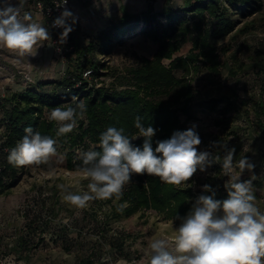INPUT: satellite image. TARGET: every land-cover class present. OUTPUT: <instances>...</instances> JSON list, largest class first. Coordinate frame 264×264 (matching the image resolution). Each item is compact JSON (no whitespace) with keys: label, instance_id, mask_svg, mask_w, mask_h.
<instances>
[{"label":"trees","instance_id":"trees-1","mask_svg":"<svg viewBox=\"0 0 264 264\" xmlns=\"http://www.w3.org/2000/svg\"><path fill=\"white\" fill-rule=\"evenodd\" d=\"M172 2L164 0L162 8L155 10L154 0H149L145 9L134 14L128 13L121 5L120 19L117 22L109 21L87 44L81 43L71 32L73 49L69 53L68 67L62 79L29 82L24 89L0 99L3 127L0 133V195L9 194L20 177L22 167L10 165L7 156L26 134L25 128L31 127L33 132L38 131L56 140L58 126L55 121L48 119V115L55 107H75L73 97L77 98L76 102L82 100L85 103L87 110L84 116L87 122L85 126L80 124L74 134L62 135V140L69 136L70 147L82 143L90 150L100 151L99 137L108 127L123 128L129 138L138 136V129L134 127L137 116L142 118L145 127L151 125L156 129L153 148L157 140L168 139L174 131H183L195 125L202 140L199 149L205 147L223 156L222 151L209 148L211 142L219 141L235 147L237 160L243 143L234 145L233 137L238 140L261 138L264 134V38L248 53L246 61L234 55L233 62L225 63L232 77L240 72L252 71L257 74L261 82L256 89L255 101L240 95L237 89H226L225 86L223 89L219 86L216 95H210L207 99L197 97V91L190 83L177 77L173 70L183 68L188 71L192 63V68L199 71L201 66L197 61L202 55L206 68L213 75L211 83L217 85L214 76L220 73L223 63L218 60L216 48L210 39L246 35L254 27L253 21L247 18L263 9L264 0H184L182 9L174 8ZM233 14H237L238 19L233 18ZM242 21L243 24L238 27ZM138 35L149 37L158 46L153 58H143V63L134 70L133 87L103 85L99 78L108 69L105 57L115 47ZM189 39L192 42L189 54L176 57L171 60L169 67L165 66L162 60L171 59ZM196 49L200 50L199 53L194 52ZM87 69L91 70L89 78L83 76ZM172 91L175 93L174 98L162 99V96ZM140 92H143V96L139 95ZM204 119L210 120L209 128L212 125L216 132L198 130L196 123H202ZM132 143L142 147L143 137ZM81 164L82 155L78 159L68 156L69 168L78 169ZM201 177L200 184H208L212 189L215 187L213 190L219 194L216 199L227 198L224 183L228 177L222 172L220 163L208 166ZM206 193L212 194L201 188L194 192L193 187L182 189L168 185L156 176L133 175L131 182L124 186L121 199L111 203L109 209L103 212V222L108 226L110 221H121L139 211L150 209L164 214L166 219L181 221L176 216L184 217L196 198ZM119 205L126 207L123 211H117ZM93 212V216L97 217L98 210L93 209ZM106 232H102V238L108 242V247H103L100 238L93 243L87 257L78 259V264H101L103 254L114 261L135 260L131 257L130 249L125 247L130 231L119 227L110 235ZM27 244L25 236L19 234L16 249H24Z\"/></svg>","mask_w":264,"mask_h":264},{"label":"rangeland","instance_id":"rangeland-1","mask_svg":"<svg viewBox=\"0 0 264 264\" xmlns=\"http://www.w3.org/2000/svg\"><path fill=\"white\" fill-rule=\"evenodd\" d=\"M148 2L149 0H71L70 11L77 17L72 33L81 43L87 44L109 21L117 22L120 19L121 5L128 13L134 14L145 9ZM163 2L164 0H154V9L160 10ZM13 3H16V0H13ZM172 4L174 8L182 9L184 0H173ZM23 11L30 12L36 22L46 27V20L33 6L32 0H27ZM233 18L238 19V15L233 14ZM247 19L253 21L254 27L246 35L238 37L227 35L210 39L211 44L216 48L218 60L223 63L220 73L214 76L217 85L211 83L210 79L213 75L206 68L202 55L197 61L201 66L199 71L192 68V63L188 71L183 68L173 70L177 77L190 83L197 91V97L207 99L210 95H216L219 86L222 89L225 86L226 89H237L240 95L253 98L255 101L256 89L261 82L257 74L252 71L240 72L232 77L225 66V63L235 60L234 55L239 60L246 61L248 53L264 38V5L259 13ZM242 24L243 21L238 27ZM42 44L41 47L37 46V54L29 57H20L7 48L0 47V99L14 91L24 89L29 82L62 79L65 76L68 61L60 60L49 41H43ZM157 46L149 37L138 35L125 44L115 47L111 54L105 57L108 69L104 70L106 74L100 76V81L110 87H133L134 70L143 63V58H153ZM191 47L192 42L189 39L171 59L164 58L162 63L169 67L172 59L186 56ZM199 51V49L194 50L195 53ZM69 53L65 54L66 60H69ZM139 95L143 96V92ZM174 95L172 91L162 96V99L170 100ZM1 117L0 113V133L3 129ZM86 122L85 116L83 119H78L77 126L71 133L74 134L80 124L85 126ZM208 122L209 119H204V122L196 123L198 130L216 132L212 125L209 128ZM57 126L59 127L58 124ZM56 141L57 154L50 158L48 164L22 167L18 182L11 192L0 195V264H78V259L87 257L93 243L100 238L104 243L103 247L105 249L108 247V242L102 238L103 231H107L106 233L110 235L119 227L130 231V238L126 241L125 247L130 249L131 257L135 260L114 261L113 258L103 254L100 263L110 264L113 261V264H148L144 250L149 241L159 236H172L174 227H178L181 221L166 219L164 214L150 209L139 211L121 221H110V225L106 226L103 222V212L107 211L116 199L95 200L90 202L86 209H77L63 202L61 190L57 185L64 184L73 192L87 190L89 181L82 178L78 169L68 167V156L78 159L90 148L82 143L70 147L69 136L64 137L63 140L62 136H57ZM233 141L234 145L243 143L239 159L246 155L255 164L254 173L257 179L253 181L254 195L257 207L264 212V134L261 138L257 137V140L251 138L238 140L233 137ZM238 171L236 169L233 174ZM201 173L197 170L195 175L198 181L202 182ZM250 176L251 174L245 171L241 180H247ZM206 195L210 194L206 193ZM218 195L216 194L215 198ZM93 209L98 210L97 217L93 216ZM19 234L24 235L28 242L25 250L16 249Z\"/></svg>","mask_w":264,"mask_h":264},{"label":"clouds","instance_id":"clouds-1","mask_svg":"<svg viewBox=\"0 0 264 264\" xmlns=\"http://www.w3.org/2000/svg\"><path fill=\"white\" fill-rule=\"evenodd\" d=\"M27 0H0V47L7 48L20 57L35 56L38 45L51 40L48 28L36 22L32 14L23 11ZM62 0L60 16L53 21V27L63 31L59 36L61 44L66 43L74 30L77 17ZM71 21V23H69ZM75 107H55L48 119L59 127L57 136L71 133L77 120L83 119L87 110L81 100ZM137 116L134 127L139 135L133 138L124 134L123 128L108 127L99 137L100 151L89 150L82 154L78 171L89 181L87 190L73 192L68 186L59 184L62 201L77 209H86L90 202L118 201L124 186L133 175L156 176L163 183L182 189L193 187L189 183L197 170L204 172L214 163L222 165L228 179L224 183L227 198H215L210 185L202 186L211 195H199L190 211L184 217L176 216L181 223L174 227L172 236H159L149 241L144 250L148 264H264V212L256 205L253 181L255 164L245 155L235 161L236 149L219 141L211 142L209 148L223 152V156L211 150H199L202 140L193 125L183 131H174L170 138L157 140L153 148L156 129L145 127ZM25 135L11 148L7 156L10 165L21 168L48 164L57 154V141L40 132L25 128ZM143 137L142 147L132 141ZM239 171L233 174L235 170ZM248 171L251 176L241 180ZM215 176V173L213 174ZM126 205H119L123 211Z\"/></svg>","mask_w":264,"mask_h":264},{"label":"built area","instance_id":"built-area-1","mask_svg":"<svg viewBox=\"0 0 264 264\" xmlns=\"http://www.w3.org/2000/svg\"><path fill=\"white\" fill-rule=\"evenodd\" d=\"M33 6L40 11L43 15L44 19L46 20V26L49 30L51 35V40L49 43L52 45L55 54L60 58L61 61H67L65 54L67 52L72 51L73 44L71 43V33L69 34L66 43L61 44L59 42V36L63 29L53 27V21L60 16L63 8H58V5L62 4V0H49L48 2H44L42 0H32ZM66 7L71 10V0H68ZM91 74V70L87 69L84 71L83 76L89 78ZM199 150H209L208 148H200ZM223 172V171H222ZM198 176V175H197ZM189 183L193 184L194 192L201 188V185L198 181V177L193 176V178L189 181ZM196 184V185H195Z\"/></svg>","mask_w":264,"mask_h":264},{"label":"crops","instance_id":"crops-1","mask_svg":"<svg viewBox=\"0 0 264 264\" xmlns=\"http://www.w3.org/2000/svg\"><path fill=\"white\" fill-rule=\"evenodd\" d=\"M45 20V19H44Z\"/></svg>","mask_w":264,"mask_h":264}]
</instances>
